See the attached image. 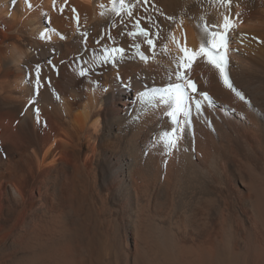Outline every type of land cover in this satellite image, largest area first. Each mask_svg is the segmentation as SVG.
Here are the masks:
<instances>
[{"label":"bare ground","instance_id":"1","mask_svg":"<svg viewBox=\"0 0 264 264\" xmlns=\"http://www.w3.org/2000/svg\"><path fill=\"white\" fill-rule=\"evenodd\" d=\"M86 1L0 0V264H264V0Z\"/></svg>","mask_w":264,"mask_h":264},{"label":"snow or ice","instance_id":"2","mask_svg":"<svg viewBox=\"0 0 264 264\" xmlns=\"http://www.w3.org/2000/svg\"><path fill=\"white\" fill-rule=\"evenodd\" d=\"M221 2L222 3H231V0H221ZM121 3L123 4V0H121ZM29 7H30V5H29ZM129 15H131V13H129ZM238 15H239V13H237V16ZM228 20H229V17L227 15H225L224 27L226 30L230 27L228 24ZM205 31H207V29H205ZM211 37H212L211 47L216 50V57H213L212 54L204 47L203 44L200 46V48L197 51L192 52L191 54H189L188 49H184L185 56L188 58L189 61H193V62L197 57H201V56L207 57L208 58L207 62L209 64H211L213 67L219 69L220 75L224 78V82H225L226 86L229 87L233 92H235L237 97H239L241 100H244V96L242 95V93L237 91L231 85V83L228 81L227 77L225 76L224 68H225L226 60H225L224 56L220 55V49L226 47V41H225L223 35H221L220 33H217V32H212ZM148 42L150 44L152 43L151 40H149ZM217 57H218V59H217ZM188 66L190 67V64ZM38 71H39V69H37V72ZM177 78L180 79L181 77L178 75ZM188 86L192 87L193 91H196L195 85L192 81H190V80L188 81ZM174 91L176 92V95H177V108L179 109L181 107V101L184 98V93H183L182 87L180 85H175ZM141 95L143 96L144 94H141ZM203 95H204V98L207 100L208 99L207 94H203ZM196 108H197V111L200 110V103L199 102L196 103ZM168 114L170 116L173 115L172 113H168ZM186 115H187V113H186ZM173 132H175V130H173ZM165 136L166 137L170 136V134L165 133ZM175 142H176V138L173 136L167 141V144L170 147H175Z\"/></svg>","mask_w":264,"mask_h":264}]
</instances>
